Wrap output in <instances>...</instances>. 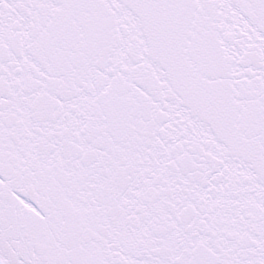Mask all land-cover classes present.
<instances>
[{
	"label": "snow or ice",
	"instance_id": "6c2138e0",
	"mask_svg": "<svg viewBox=\"0 0 264 264\" xmlns=\"http://www.w3.org/2000/svg\"><path fill=\"white\" fill-rule=\"evenodd\" d=\"M0 264H264V0H0Z\"/></svg>",
	"mask_w": 264,
	"mask_h": 264
}]
</instances>
